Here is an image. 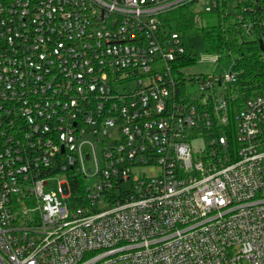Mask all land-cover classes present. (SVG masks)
<instances>
[{"label":"built area","instance_id":"obj_1","mask_svg":"<svg viewBox=\"0 0 264 264\" xmlns=\"http://www.w3.org/2000/svg\"><path fill=\"white\" fill-rule=\"evenodd\" d=\"M223 2L0 0V264H264V89L162 18Z\"/></svg>","mask_w":264,"mask_h":264},{"label":"trees","instance_id":"obj_2","mask_svg":"<svg viewBox=\"0 0 264 264\" xmlns=\"http://www.w3.org/2000/svg\"><path fill=\"white\" fill-rule=\"evenodd\" d=\"M253 6L251 1L239 0L236 7L229 9L224 0L221 8L196 12L186 3L167 11L162 18L167 28L180 32L185 40L190 33H201L208 52L222 54L221 60L234 62L233 68L239 76L236 89L240 93H252L264 89V13L261 8L252 11ZM203 13L211 14L213 19H204ZM245 23L249 24V34ZM187 52L181 63L185 67L195 64L198 59L194 46L187 45ZM236 100L241 105L242 95ZM68 180L73 206H81L85 196L83 177L72 170L68 172Z\"/></svg>","mask_w":264,"mask_h":264},{"label":"rangeland","instance_id":"obj_3","mask_svg":"<svg viewBox=\"0 0 264 264\" xmlns=\"http://www.w3.org/2000/svg\"><path fill=\"white\" fill-rule=\"evenodd\" d=\"M231 1V0H228ZM236 2L233 0L230 5L229 9H232L235 6ZM203 7V6H202ZM203 18L207 20H212L213 17L211 14L203 13ZM188 43L193 45L195 48V51L198 54L197 62L193 65H190L188 67L184 68V72L187 76L195 75V76H207L211 75L213 73L222 74L227 73L230 68V61L229 60H220L219 62H216V56L214 53L208 52L206 49L205 41L203 38V35L201 33H190L188 34ZM195 87L188 84V91H195ZM84 151H88L87 146L84 147ZM100 164H102V158L99 156ZM87 167H95V162H87ZM65 175L64 174H55L53 175L47 182L46 185H44V190L49 192H56L59 194L62 202L66 204L69 207L73 206V201L70 197L62 198L59 187L62 182H65ZM95 178L88 177V183L93 184L95 182Z\"/></svg>","mask_w":264,"mask_h":264},{"label":"water","instance_id":"obj_4","mask_svg":"<svg viewBox=\"0 0 264 264\" xmlns=\"http://www.w3.org/2000/svg\"><path fill=\"white\" fill-rule=\"evenodd\" d=\"M261 45H263V42H261ZM244 83V82H243Z\"/></svg>","mask_w":264,"mask_h":264}]
</instances>
